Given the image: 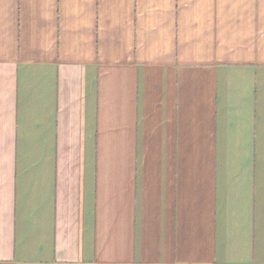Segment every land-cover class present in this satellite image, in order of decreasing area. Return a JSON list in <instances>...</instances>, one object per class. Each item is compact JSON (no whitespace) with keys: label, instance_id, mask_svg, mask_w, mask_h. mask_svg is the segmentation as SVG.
I'll return each mask as SVG.
<instances>
[{"label":"crops","instance_id":"crops-1","mask_svg":"<svg viewBox=\"0 0 264 264\" xmlns=\"http://www.w3.org/2000/svg\"><path fill=\"white\" fill-rule=\"evenodd\" d=\"M0 264H264V0H0Z\"/></svg>","mask_w":264,"mask_h":264}]
</instances>
